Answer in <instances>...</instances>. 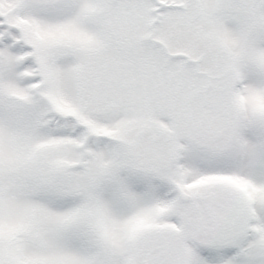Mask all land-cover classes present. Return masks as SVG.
<instances>
[{
    "label": "snow or ice",
    "instance_id": "snow-or-ice-1",
    "mask_svg": "<svg viewBox=\"0 0 264 264\" xmlns=\"http://www.w3.org/2000/svg\"><path fill=\"white\" fill-rule=\"evenodd\" d=\"M0 264H264V0H0Z\"/></svg>",
    "mask_w": 264,
    "mask_h": 264
}]
</instances>
